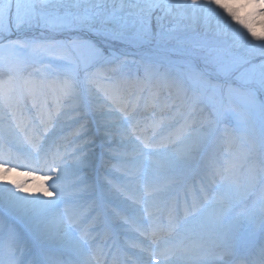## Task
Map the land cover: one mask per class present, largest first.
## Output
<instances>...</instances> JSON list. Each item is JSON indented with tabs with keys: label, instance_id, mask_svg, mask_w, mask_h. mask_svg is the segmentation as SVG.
I'll list each match as a JSON object with an SVG mask.
<instances>
[{
	"label": "snow or ice",
	"instance_id": "snow-or-ice-1",
	"mask_svg": "<svg viewBox=\"0 0 264 264\" xmlns=\"http://www.w3.org/2000/svg\"><path fill=\"white\" fill-rule=\"evenodd\" d=\"M250 2L259 4V11L242 17L238 15V7L246 5L239 3V0H130L128 3L121 0L111 13L103 12L100 4L82 3L81 0H0V72L5 64L9 66L7 78L0 76V120L8 115L9 110L16 120V127L7 131L0 124V181H5L4 173L21 167L29 175L37 171L45 172L46 187L42 195L30 194L23 182H7L11 187L0 183V207L22 215L28 225L25 237L30 234L32 238L42 240L61 225L65 229L68 224L79 226L86 219V212L83 206L65 200V178L70 166L66 154L61 153L59 148L52 150V132L49 130L63 115L62 109L78 98V79L75 75L62 79L23 76L13 71L12 66L21 63L16 54L26 49L40 54L54 53L67 61L66 67L71 68L73 63L77 66L83 64L87 71L106 59H116L113 53H106L97 38L129 46L153 42L159 45L170 41L178 29H193L201 21L207 26L209 20L215 19V38L199 41L194 50L184 53L188 58L185 61L186 74L203 80L205 91H211L214 98L216 93H223L225 85L231 96L236 91L231 87L234 82L248 87L250 91H264V58L258 63L250 58H234L230 54L231 48L219 39H230L231 47L246 45L252 49L258 48L264 57V33L258 35L253 29L256 23L254 16L264 15V0ZM124 9L128 10L126 16L117 14L118 10ZM261 23L264 25V22ZM38 27L53 35L45 40L29 38L27 34ZM14 30L18 35L16 39H11ZM57 35L63 39H57ZM249 36L260 43L253 44ZM196 66L199 71L195 70ZM209 67L212 68L211 73L206 71ZM162 75L167 77L169 73L166 70ZM89 79L101 84L106 78L92 73ZM102 87L104 106L108 114L119 122L121 135L131 147L133 163L137 158L141 159V163L150 159L166 172L179 173L204 158L205 167L212 170L211 184L201 189V200L194 197L191 207L185 208L184 217L177 215L174 205L166 211L162 209L163 201L159 197L167 190L166 186L145 180L142 190L135 194L124 193L126 199L140 206L135 211L146 214L150 221V231L137 226L144 239L132 244L137 251L132 254L131 264H185L186 261L189 264H209L204 255L212 247L223 251L211 264H229L225 257L234 254L244 221L247 220L249 226L253 223L252 215L246 216L236 210L250 201L254 205L259 203L260 223L264 227V159L259 165L250 164L247 155L236 156L231 151L219 150L225 142L227 129L223 130L216 143L214 138L218 128H210L207 134H202L203 129L198 130L187 121L180 124L185 114L175 100L163 104L171 113L166 124L156 120L141 127L137 115L142 107L155 109L162 103L159 93L153 92L145 100L143 94H126L118 83L112 81L102 84ZM219 99L222 100L223 96ZM29 101L31 108H28ZM25 109H36L37 115L32 119H22ZM214 123L219 125L221 121L217 119ZM13 144L16 146L15 158ZM178 144L183 145L181 150L169 151V145L175 148ZM82 163L79 157L75 158L73 174L76 166ZM120 179L113 177L107 181L112 186L110 191H124L115 182ZM21 192L25 195H21ZM61 202L68 203L64 209L67 222L63 215H52V210ZM207 205L213 207V226L193 237L186 217L202 213ZM116 215H119V211ZM137 219L133 222L136 223ZM124 222L129 223L127 217H124ZM21 238V232L15 229L9 231L8 259L0 255V264H21L15 258L14 247ZM87 240L88 232L85 230L77 242L81 252L86 248ZM81 264H87V261ZM259 264H264V247L260 249Z\"/></svg>",
	"mask_w": 264,
	"mask_h": 264
},
{
	"label": "rangeland",
	"instance_id": "rangeland-1",
	"mask_svg": "<svg viewBox=\"0 0 264 264\" xmlns=\"http://www.w3.org/2000/svg\"><path fill=\"white\" fill-rule=\"evenodd\" d=\"M81 2L100 4L103 12L111 13L113 7H118L121 0H81ZM123 2L128 3L130 0H123ZM239 3L246 5L238 7V15L242 17L259 11V4L250 2V0H239ZM127 12V9L118 10L117 14L126 16ZM254 20L256 21L253 25L254 31L258 35L264 33V25L261 23L264 22V15H255ZM215 29V19L209 20L207 26L201 21L193 29H178L172 34L173 38L170 41L159 45L153 42L143 46H129L100 37L97 38L98 44L106 50V53H113L116 59H106L87 71L83 64L77 66L73 63L71 68L66 67L67 61L58 58L54 53L40 54L26 49L16 54L21 63L14 64L13 71L23 76L31 75L37 79H62L68 75H75L78 79V98L69 102L62 109L63 115L55 122V127L49 129L52 132L50 137L52 150L59 148L61 153L66 154L65 158L70 166L69 173L65 178L67 189L64 194L65 200L68 203H77L83 206L86 212V219L81 225L70 226L71 224H68L71 235L80 237V231L84 232L85 230L88 232V236L98 234L100 220L104 218L113 224L118 233L119 226L124 225L125 215L130 213V207H140L138 204H134L133 200L126 199L124 193L135 194L142 190L145 180H150L154 185L166 186L167 190L159 197L163 201L162 207L173 205L182 209L184 207V210H176L179 217L185 216V208L191 207L194 197L198 201L202 199L201 189L207 188L211 184L210 173L212 170L205 167L204 158L179 173L166 172L158 165H154L150 159L141 163V159L137 158V161L133 163L131 147L125 138H122L119 122L108 114V109L104 106L105 97L102 84H107L108 81L118 83L126 94H143L145 100L152 94L150 90L163 92L164 95L160 98L162 103L157 105L156 113L151 114L149 112L151 109L148 107L141 108L137 115L141 127L156 120H162L166 124L168 112L166 114V109L163 108V99H166V103H172L175 100L180 104L181 112L185 114V119H181L180 124L187 121L196 129H203L202 134H207L210 128H218L219 131L214 138L216 143L219 142L218 138L223 130L227 129L225 142L219 150L231 151L236 156L247 155L250 164L259 165L260 161L264 159V91H250L248 87L234 82L231 87L236 91L231 96L228 94V86L225 85L223 93H216V98H214L211 91H205L203 80L195 75L186 74L185 61L188 58L184 53L194 50L199 41L215 38ZM17 35L14 30L11 39H16ZM51 35L53 34L39 27L27 34L29 38L34 37L38 40H45ZM56 38L63 39L59 35ZM248 38L252 40L251 36ZM219 39L224 42L225 46L231 48L230 54L234 58H250L257 63L261 58H264L258 48L252 49L246 45L231 47L230 39L225 37ZM252 43L259 44L260 41L252 40ZM8 67L5 64L3 71L0 72L2 78H7ZM166 70L169 73L167 77L162 75ZM195 70L199 71V67L196 66ZM206 71L211 73L212 68L209 67ZM92 73H99L106 79L101 84L93 83L89 79ZM181 76H183L182 80ZM129 85L132 87L128 88ZM143 88L146 90L144 91ZM221 95L223 96L222 100L219 99ZM30 104L29 102L28 108L31 107ZM27 112L29 113L27 114ZM36 115V109L34 111L25 109L21 118L32 119ZM217 119L221 121L219 125L214 123ZM0 124L7 131L9 128L16 127V120L12 115L5 116L3 120H0ZM176 126L179 127V124ZM45 134L47 135V133ZM111 134L117 135V138L121 140L115 142ZM108 136L111 138L106 139ZM15 147L13 144L12 149ZM182 148L181 144L176 145L175 148L169 145V151H179ZM16 154L14 150V158ZM76 157L83 160V163L76 166L75 174H73L74 165L72 163ZM39 172L41 173H33L38 178H42V181L34 180L36 183L27 177V170L23 167L4 173L6 179L0 183H6L11 187V184L7 182H23L30 194L39 193L42 195L43 188L46 187L45 172ZM113 177L122 178L115 182L122 186L123 192H116L114 189L110 191L112 186L107 181ZM47 183H51V181H47ZM198 193L200 195L197 197ZM20 194L25 195L23 192ZM96 201L100 203V207L97 206ZM68 203L61 202L57 208L52 210V215L55 216L57 210L64 212ZM118 204L123 206L119 207ZM89 211L90 214H88ZM117 211H119V215H116ZM236 211L243 212L246 216L252 215L253 223L249 226L248 221H244L235 252L225 259L229 261V264H259L260 249L264 247V227L260 223L259 203L254 205L250 201L248 205ZM212 213L213 207L207 205L202 213L197 212L186 217L187 227L193 237L208 231L213 226ZM146 220H148L147 215L142 213L140 221L145 223ZM13 229L21 232L22 235L18 245H14L15 258L18 257L21 264H26L29 257L35 258L32 250L28 247L29 235L24 236L28 225L19 212L0 207V250L2 249L1 245L5 244L3 252L6 260L8 259L7 237L9 231ZM52 231L55 232V228ZM119 231L121 232L120 229ZM140 235L135 234L134 231L131 232L130 236L133 239L130 240L131 244L127 243V245L129 244L128 251L135 252L137 250L132 247V244L134 241L144 239ZM98 236L100 235H96L92 239ZM55 238V235L49 234L42 240H34L39 243L44 255L51 250L53 254L63 252L62 240H55ZM54 241L57 242V246L51 249V243ZM87 244L84 250L88 248ZM222 251L220 248L212 247L205 253L204 259L211 264L221 255ZM65 252L73 255L70 250L65 249ZM185 264H189V262L186 261Z\"/></svg>",
	"mask_w": 264,
	"mask_h": 264
},
{
	"label": "bare ground",
	"instance_id": "bare-ground-1",
	"mask_svg": "<svg viewBox=\"0 0 264 264\" xmlns=\"http://www.w3.org/2000/svg\"><path fill=\"white\" fill-rule=\"evenodd\" d=\"M132 86H130L129 85V87L128 88H131ZM143 90L145 91L146 89L145 88H143ZM158 93H159V95H160V98L161 97H163V92L162 91H157ZM161 100V99H160ZM163 104L164 103H166V99L164 98L163 99ZM30 102V101H29ZM31 103V102H30ZM30 106H31V104H30ZM31 108V107H30ZM163 108H164V106H163ZM165 109V108H164ZM31 110H33L34 111V109H31ZM154 111V110H153ZM152 111V112H153ZM166 112H168L167 110H166ZM29 112H27V114H28ZM11 115V112H10V110H9V112H8V115H6V116H10ZM171 115V113L170 112H168V117ZM168 117L166 118V122L168 121ZM196 120V119H195ZM111 136L115 139L114 141L115 142H118L119 140H121V139H119V138H117V135H114V134H111ZM111 137L110 136H108L106 139H110ZM122 138H123V136H122ZM15 149H12V151H14ZM72 165H74V163H72ZM79 165H81V164H79ZM78 165V166H79ZM25 169V168H24ZM37 173H41V172H39V171H37ZM95 174H96V172H94ZM8 177V176H7ZM10 177V176H9ZM8 177V178H9ZM27 177L29 178V179H31L32 181H42V178L41 177H39L38 178V176L36 175V174H31V175H27ZM34 181V182H35ZM36 183V182H35ZM73 185V184H72ZM55 197L53 196L52 197V199H54ZM178 203H179V201H178ZM122 205V204H121ZM120 204H118V206L120 207L121 206ZM123 206V205H122ZM168 208V206H165V207H162V209L164 210V211H166V209ZM136 209H139V207H130V209H129V212L130 213H128V215H125V217H127L128 218V220H129V223H125L124 222V225H121V226H119V229L121 230V232L119 231V229H118V233H116V236L114 235V241H115V243L116 242H122L124 245L125 244H127L126 242H128L130 239H129V234H131V232H132V229H131V226L132 225H140L142 228H145V229H148V227L146 228V225H143V223H141L139 220H140V218H141V216H142V213H140V212H138V211H135ZM180 209H182V208H180ZM182 210H184V207H183V209ZM63 215V218H64V221L65 222H67V215H64V212H62V211H60V210H57L56 211V213H55V216L56 215ZM123 214H125V213H123ZM138 218V221L136 222V223H134L133 222V218ZM147 221H149V220H147ZM128 224H129V228H128ZM70 225V224H69ZM70 226H73V225H70ZM110 227H113V226H110ZM69 227H67V229H65L64 227H63V225H61V227L59 228V229H55V232H50L49 234H51V235H55L56 236V238H55V240H62V243H63V248H64V251L63 252H56L55 254H53L52 253V250L51 251H48L47 252V254L44 256V258H43V261H41V260H30L29 261V263H27V264H65V261L67 260L68 262H71L70 264H72V256L70 255V254H67V252H65V249L66 250H70V251H72V254L73 255H75V257H78V259H80V260H82V261H88V259H87V253L85 252V250L83 251V252H81L78 248H77V242L78 241H80V239H81V237H76L75 235H71V232H69V229H68ZM150 228V227H149ZM82 231H80V235L82 236V233H81ZM48 234V235H49ZM47 235V236H48ZM96 235H98V234H94L92 237H96ZM46 236V237H47ZM45 237V238H46ZM105 237H103V239H104ZM90 239V236H88V240ZM87 240V241H88ZM52 245H51V249H54V248H52V247H56L57 246V242L56 241H54V242H52L51 243ZM107 247H110L111 245H110V243L109 244H107L106 245ZM102 247V245H98V244H96L95 245V248L96 249H98V248H101ZM60 257H63V258H60ZM19 260V259H18ZM20 261V260H19Z\"/></svg>",
	"mask_w": 264,
	"mask_h": 264
},
{
	"label": "trees",
	"instance_id": "trees-1",
	"mask_svg": "<svg viewBox=\"0 0 264 264\" xmlns=\"http://www.w3.org/2000/svg\"><path fill=\"white\" fill-rule=\"evenodd\" d=\"M37 30V29H36Z\"/></svg>",
	"mask_w": 264,
	"mask_h": 264
}]
</instances>
